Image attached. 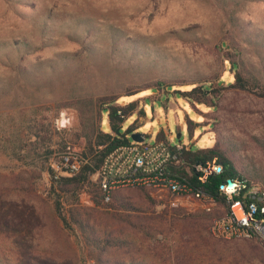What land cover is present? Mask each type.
<instances>
[{
  "label": "rangeland",
  "instance_id": "rangeland-1",
  "mask_svg": "<svg viewBox=\"0 0 264 264\" xmlns=\"http://www.w3.org/2000/svg\"><path fill=\"white\" fill-rule=\"evenodd\" d=\"M235 73L243 88L230 86ZM206 83L221 86L191 95L208 104L182 92ZM135 99L119 128L127 139L139 132L152 143L163 131L193 149L219 143L240 174L264 187V0H0V264H28L34 245L53 259V240L70 245L53 264L96 260L82 229L63 226L56 202L68 214L75 192L52 172L66 149H99L96 133L110 132L109 100ZM93 184L90 174L77 194L85 205H93ZM116 192L147 204L138 188ZM165 207L162 231L156 223L129 233L127 245L106 255L138 264H264L260 239L215 237L196 206L152 209Z\"/></svg>",
  "mask_w": 264,
  "mask_h": 264
},
{
  "label": "trees",
  "instance_id": "trees-1",
  "mask_svg": "<svg viewBox=\"0 0 264 264\" xmlns=\"http://www.w3.org/2000/svg\"><path fill=\"white\" fill-rule=\"evenodd\" d=\"M228 64L234 65L235 63L228 62ZM159 84V83H158ZM243 78L240 74L233 75V82L230 86L243 85ZM221 85L219 83H206V85L194 86L190 90H184L186 97L192 102H202L208 104L207 101H203L198 97L191 95L194 91L200 90L201 93L209 95L216 93V90ZM140 92V91H139ZM134 92L132 95H135ZM113 100H109L106 105L108 123L110 132H103L100 130L96 133L95 145L99 149H90V156L81 170L74 175H58L55 176V172H52V178L54 182H59L64 190L71 191L75 195V204L69 208L68 214L61 212L60 202H56V211L63 222L64 227L71 228L70 222L77 224L85 234L88 241L95 245L98 254L96 257L97 264H138L136 261H126L124 258L107 256L106 252L109 249H120L127 245L130 241L126 237L129 233L149 232L151 229H156L155 224L165 219L168 208L165 207L162 211L155 214L153 209L159 202H166L165 192L152 188H138L140 194H143L147 204L145 207H141L135 199L130 196H126L121 192L113 194L109 202H103L102 192L98 185L93 184V188L88 189L90 194V200L93 205H85L77 196L80 190H82L86 183H89V177L92 172L99 166L103 156L115 146L127 141L125 133H119V128L131 112H133L137 105V100H132L126 104L112 103ZM209 106L216 107V103H211ZM190 128V126H189ZM131 129L128 128L127 131ZM158 138L163 137V131L157 134ZM84 156H88L83 154ZM183 155L188 159L190 163L206 162L213 158H216L217 162L221 163L223 171L220 174L210 175L205 183H200L197 177L193 174L189 179L191 182L205 192L215 196L217 198L216 208L212 212H206L201 208V202L194 195H185L179 201V206L176 209L181 212H188L190 208L197 207L198 212L203 213L211 221L212 217L220 216L226 211V197L224 194L218 192V185L225 181L226 178H233L239 176L248 182V185L258 184L245 175L240 174L238 165L235 160L233 152L226 147H223L219 143H215L211 146L200 147L193 149L192 147L185 150ZM261 189L263 186L258 184ZM245 190L241 191L235 198L245 201ZM152 209V213H148ZM154 213V214H153ZM154 216H153V215ZM162 224V223H161ZM158 230L162 231L161 225H158ZM157 230V229H156ZM69 243L62 244L58 240H53L47 247V252L53 255V259H46L40 256L38 245L28 246L31 257H28V264H53L58 263L57 258H62L61 255L64 251L69 249ZM68 253V252H67ZM73 253L69 256V258ZM55 260V261H54ZM57 260V261H56ZM74 261H77L75 257ZM74 262V263H75ZM85 263V262H84ZM82 263V264H84Z\"/></svg>",
  "mask_w": 264,
  "mask_h": 264
},
{
  "label": "built area",
  "instance_id": "built-area-1",
  "mask_svg": "<svg viewBox=\"0 0 264 264\" xmlns=\"http://www.w3.org/2000/svg\"><path fill=\"white\" fill-rule=\"evenodd\" d=\"M190 145L171 143L167 134L154 142L127 139L102 158L99 166L91 174L102 192L103 202H109L112 195L124 188H152L165 192L169 207L177 208L185 195H194L201 202V208L212 212L217 198L196 187L189 177L193 174L200 183H205L212 174L223 171L215 158L206 162L190 163L183 155ZM84 156L74 149H66L59 155L55 176L77 174L87 163ZM218 185V192L226 197V211L212 217L210 232L218 238L256 237L264 243V189L258 184L248 185L239 176L231 178L234 186L227 187L226 180ZM245 190V201L235 198ZM84 264H97L88 259Z\"/></svg>",
  "mask_w": 264,
  "mask_h": 264
},
{
  "label": "water",
  "instance_id": "water-1",
  "mask_svg": "<svg viewBox=\"0 0 264 264\" xmlns=\"http://www.w3.org/2000/svg\"><path fill=\"white\" fill-rule=\"evenodd\" d=\"M130 136H131L132 140H134V141H142L145 135L143 133H139V132H131ZM176 137L179 138L180 133H177ZM226 183H227L228 188H231L234 186V181L231 178H228L226 180Z\"/></svg>",
  "mask_w": 264,
  "mask_h": 264
}]
</instances>
